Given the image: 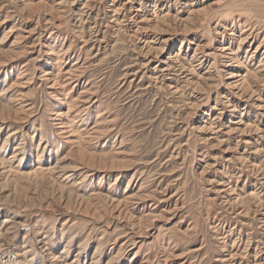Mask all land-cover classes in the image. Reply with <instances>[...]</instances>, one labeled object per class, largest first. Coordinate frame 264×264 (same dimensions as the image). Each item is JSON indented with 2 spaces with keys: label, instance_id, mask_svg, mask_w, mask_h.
Segmentation results:
<instances>
[{
  "label": "rangeland",
  "instance_id": "rangeland-1",
  "mask_svg": "<svg viewBox=\"0 0 264 264\" xmlns=\"http://www.w3.org/2000/svg\"><path fill=\"white\" fill-rule=\"evenodd\" d=\"M0 264H264V0H0Z\"/></svg>",
  "mask_w": 264,
  "mask_h": 264
}]
</instances>
